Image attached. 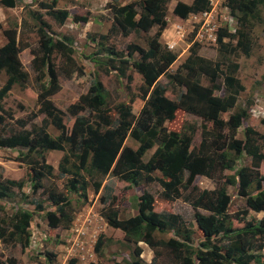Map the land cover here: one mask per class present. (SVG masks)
Masks as SVG:
<instances>
[{"label": "trees", "instance_id": "1", "mask_svg": "<svg viewBox=\"0 0 264 264\" xmlns=\"http://www.w3.org/2000/svg\"><path fill=\"white\" fill-rule=\"evenodd\" d=\"M19 1L0 0V6L12 8ZM168 1L132 0L119 4L112 0L107 3L113 18L108 32L90 36L100 46L108 43L110 36L116 33L127 37L133 32L148 33L157 27L154 34L146 37L145 46L131 42L125 51H118L113 45H107L92 56L105 74L113 69L124 77L128 90L132 80L128 71L133 69L139 73L143 81L140 94L138 97L132 94L128 104L112 107L107 102L103 83L93 76L86 92L67 107L66 112L71 118L69 124L64 120L65 112L53 103L51 97L61 90L57 68L71 78L79 75L72 36L56 35L41 12L32 13L38 44L31 49V65L36 73L39 107L28 118L14 119L13 112L4 109L3 100L14 84L28 80V73L20 60V53L28 48V44L17 39L16 22L2 29L6 41L0 46V74L5 71L7 78L0 87V148L19 149L17 160L29 166L31 186L34 190L42 188L54 207L44 213L51 228L68 227L76 210L68 194L60 191L55 183L46 186L43 181L52 175L53 170L46 162V152L62 151L58 176H69L66 190L77 194L84 203L88 199L89 184L94 193L102 188L104 192L99 196L103 204L101 217L109 226L123 232L125 242L134 245L128 264H155V258L162 251L173 264H264V217L255 215L264 212V173L260 171L264 151L256 143L257 139L264 140V133L246 126L244 138L236 137L237 130L250 115L252 102L230 112L245 86L236 75L239 64L228 59L229 55L237 53L250 56L252 21L259 19L260 5H264V0H225L230 13L237 18L238 26L234 31H229L226 26L217 29L220 57L211 60L200 56L197 54L200 44L194 41L188 56L172 72L169 68L177 60V53L160 41L166 26ZM55 4L56 0L41 1L39 7L62 25L69 11L55 8ZM210 9V0H192L189 4L177 1L172 12L178 18L186 19L192 13ZM80 20L86 21V17ZM23 24L26 22L21 21ZM195 32L196 28L192 35ZM226 37L229 41H224ZM135 53L138 58L134 57ZM54 54L61 58L58 66L53 61ZM161 75L169 78L173 97L168 96L167 86L158 82ZM137 99L143 105L136 114L134 102ZM113 109L118 116H113ZM178 110L211 123V128L201 126L200 140L196 144L193 142L194 125H187L179 131L165 126ZM226 113L229 114L225 119L222 115ZM39 115H43L40 123H32ZM8 119H14L16 126L7 124ZM49 126L59 130L58 135H51ZM128 136L138 142L135 149L125 144ZM153 147L149 159L144 160L145 153ZM243 153L249 156V162L237 166L235 154ZM225 170L231 173L226 174ZM155 171H159L161 177H155ZM111 174L134 186L156 181L162 192L155 196L143 191L137 201L136 213L120 218L118 210L113 207L116 196L112 195V188L103 185L105 177ZM85 176L89 179L85 180ZM197 176L215 180L217 186L200 189L194 183ZM24 183L23 180H1L0 200L13 197V188L22 189ZM226 185H231L244 199V208L231 212L232 199ZM181 197L192 207L193 221L190 224L185 223L178 213L160 209L157 203ZM33 202L34 211L44 212L41 200ZM34 211L16 205L9 216L0 217V239L3 242L16 241L22 249L26 248ZM98 240L100 245L102 238ZM139 242H144L153 251L150 263L143 262L140 257L143 249ZM0 264L18 262L8 257L4 261L0 258Z\"/></svg>", "mask_w": 264, "mask_h": 264}, {"label": "rangeland", "instance_id": "2", "mask_svg": "<svg viewBox=\"0 0 264 264\" xmlns=\"http://www.w3.org/2000/svg\"><path fill=\"white\" fill-rule=\"evenodd\" d=\"M51 2L52 0H20L16 6L12 8L0 6V46L5 43L6 38L2 33V29L7 28L11 22H16L18 25L17 39L21 43H27L28 48L20 53V60L23 69L28 73V80L25 83H16L3 100L5 110L13 112L14 119H25L38 109L37 93L38 84L36 83V73L32 68L31 59L33 54L31 49H34L38 44V36L36 34V23L32 19V13L41 12L44 19L50 24L52 31L56 35L68 34L73 38V45L75 47L74 58L76 61V69L79 72L78 76L72 78L65 75L59 68H57V75L61 90L51 97L53 103L65 112L64 120L69 124L71 122L70 115L66 112L67 107L78 100L80 94L86 92L89 82L93 76H96L104 85V91L107 102L114 107L120 103H129V100L134 94L138 97L140 94L139 88L142 85V77L139 73L130 69L128 72L132 75L130 83V90L126 88V79L120 77L115 70H110L109 74H105L97 64L94 63L92 56L101 48L107 45H113L118 51H125L126 45L134 42L141 46H145V39L147 36L154 34L157 27H153L148 33H131L124 37L121 33H116L110 36V40L103 46H100L97 41H93L91 35L106 34L112 24L113 18L107 3H112V0H56L55 8H66L69 11V16L65 23L59 25L52 17L45 13L44 9L39 7V2ZM119 4H126L132 0H116ZM177 1L191 3L192 0H169L166 4V26L160 35L161 43L167 47L170 42L174 41L175 45L171 49L177 53V60L170 66L169 72L176 70L185 58L188 56L193 42L196 41V34L193 33V26L198 25L197 30L200 29L201 24L196 19L195 22L191 15L186 19H181L175 16L172 12L173 7ZM211 10L213 11V22L215 31L219 27H227L229 31H234L238 26V21L235 15H232V21L225 20L228 17V11L225 9V0H210ZM81 17H86V21L80 20ZM259 19L253 20L252 27V49L250 56H245L243 53L229 55L228 59L231 62L239 64L237 77L245 86V90L239 94L236 106L230 111L233 112L239 108L246 107L248 101L252 102L250 115L244 120L241 127L237 130L236 137L244 138V127L252 126L260 133H264V5H260ZM21 21L26 24L21 25ZM201 23L204 17L200 19ZM183 27L182 39L178 37L177 27ZM194 26V27H195ZM203 29L202 32H204ZM224 41H229L226 37ZM234 41H232L233 43ZM199 43V42H197ZM200 47L197 49V54L202 57L217 60L220 57L218 45L216 41L200 42ZM94 57V56H93ZM138 58L137 53L134 54ZM53 61L58 66L61 58L58 54L53 55ZM7 78L5 71L0 74V87L4 84ZM45 82L46 79L44 78ZM158 82L167 86V94H171V86L167 75H161ZM134 108L137 114L143 105V102H134ZM23 107V108H21ZM229 112V113H230ZM222 115L227 118L228 114ZM113 116H118L116 111L112 110ZM43 115H39L32 123L39 124ZM13 119V120H14ZM13 120H7V124L16 126ZM27 123V128L30 123ZM169 130L179 131L187 125H194L196 144L200 140V129L204 125L206 128H211V123L203 119L188 114L182 110L175 113L173 120L165 123ZM8 128V125L6 126ZM51 135H58L59 130L52 126L48 127ZM256 143L264 151V140L257 139ZM125 144L132 148H136L138 142L131 136L125 140ZM19 149L0 148V176L3 179L23 180L25 181L22 189L13 188L14 196L0 200V217L9 216L16 205L27 207L34 211L35 205L33 200H41L44 212L34 211L33 220L30 224V241L29 245L22 249L21 246L15 242H3L0 239V258L4 261L8 257H13L18 264H128L132 258L133 244L127 243L124 240V234L121 230L109 226L104 218L101 217V208L103 204L99 201V196L104 192L102 188L98 193H94L91 184L88 186V199L82 203L83 199L77 194L66 190V183L68 175L59 177L58 165L63 155L62 151H48L45 154L46 162L52 165V175L45 178L44 184L49 186L55 183L58 189L69 195L72 205L75 207L73 220L68 227L51 228L47 225L44 217L45 211L54 209L48 199L47 194L43 193V189L34 190L29 182L30 168L25 163L17 160ZM154 148L148 150L143 156L144 160H148ZM231 154L234 155L232 152ZM235 156L236 164L244 165L249 162V156L246 154H238ZM261 173H264V161L260 166ZM226 174L231 173L225 170ZM86 175V174H85ZM155 177H161L159 171L153 173ZM85 180L89 179L85 176ZM194 183L201 189H213L217 186L215 180L208 179L204 176H197ZM103 185H108L112 188V195L116 196L114 208L119 212L120 218H125L136 213L137 201L143 191L158 196L162 192V187L158 182H151L145 184L141 182L140 185L134 186L128 182L122 181L115 175H108L105 177ZM228 193L231 195V212H235L240 208L245 207V201L239 197L231 185H226ZM185 193H183V196ZM160 209H167L170 212L181 215L183 221L190 224L193 220V211L189 202L185 201L183 197L174 201H159ZM263 214L257 213L259 218ZM168 235H165L167 237ZM101 237V243L98 245V238ZM143 247V252L140 257L143 262H150L153 257V252L146 244L140 243ZM264 255V249H263ZM75 260L74 263L71 261ZM155 264H173L165 251L155 258Z\"/></svg>", "mask_w": 264, "mask_h": 264}, {"label": "built area", "instance_id": "3", "mask_svg": "<svg viewBox=\"0 0 264 264\" xmlns=\"http://www.w3.org/2000/svg\"><path fill=\"white\" fill-rule=\"evenodd\" d=\"M211 3V1H210ZM212 4V3H211ZM225 9L228 11V17L227 18H224L225 20H228V21H232V15L230 14V10L229 8L225 5ZM195 22L196 19H199L197 22L199 24H201V27L199 30H197L198 28V25H192L193 28L195 29L196 28V41L197 42H203V40H207V41H215L216 40V33H213L212 31L214 30V27H213V22L211 21V19L213 18L214 14H213V11L212 10H209V11H203V12H198V13H192L190 14ZM204 17V21L201 23L200 19ZM195 26V27H194ZM203 29H205L204 32ZM182 30H183V27L180 29V26L177 27V34H178V37L182 39V36H183V33H182ZM175 45L174 41L170 42L169 45L167 46L168 49H172L173 46Z\"/></svg>", "mask_w": 264, "mask_h": 264}, {"label": "crops", "instance_id": "4", "mask_svg": "<svg viewBox=\"0 0 264 264\" xmlns=\"http://www.w3.org/2000/svg\"><path fill=\"white\" fill-rule=\"evenodd\" d=\"M230 14H231V13H230ZM165 123H166V122H165ZM165 126H166V125H165ZM153 148H154V147H153ZM134 149H135V148H134ZM153 151H154V150H153ZM152 153H153V152H152ZM152 153H151V154H152ZM150 156H151V155H150ZM150 156H149V157H150ZM204 177H205V176H204ZM206 178H207V177H206ZM208 179H209V178H208ZM200 189H201V188H200ZM258 213L263 214L261 217H264V212L261 211V212H258ZM256 214H257V213H256ZM256 214H255V215H256ZM261 217H259V218H261ZM142 248H143V247H142Z\"/></svg>", "mask_w": 264, "mask_h": 264}, {"label": "clouds", "instance_id": "5", "mask_svg": "<svg viewBox=\"0 0 264 264\" xmlns=\"http://www.w3.org/2000/svg\"><path fill=\"white\" fill-rule=\"evenodd\" d=\"M211 6H212V5H211ZM210 10H211V9H210ZM216 31H217V30H216ZM216 31H215V33H217ZM193 32H194V30H193ZM195 33H196V32H195ZM215 41H216V40H215ZM140 243H144V242H139L138 245H140ZM144 244H145V243H144ZM140 246H141V245H140ZM141 247H142V246H141ZM147 247H148V246H147ZM148 248H149V247H148ZM142 249H143V248H142ZM149 249H150V248H149ZM150 250H151V249H150ZM151 251H152V250H151ZM152 252H153V251H152ZM152 258H153V257H152ZM150 262H151V261H150ZM150 262H148V263H150Z\"/></svg>", "mask_w": 264, "mask_h": 264}]
</instances>
